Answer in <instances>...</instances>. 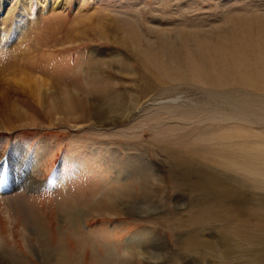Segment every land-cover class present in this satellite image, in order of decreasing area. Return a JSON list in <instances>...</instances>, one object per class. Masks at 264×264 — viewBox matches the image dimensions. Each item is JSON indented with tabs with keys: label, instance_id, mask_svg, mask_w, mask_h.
<instances>
[{
	"label": "rangeland",
	"instance_id": "rangeland-1",
	"mask_svg": "<svg viewBox=\"0 0 264 264\" xmlns=\"http://www.w3.org/2000/svg\"><path fill=\"white\" fill-rule=\"evenodd\" d=\"M20 7L34 20L23 47L52 59L25 66L32 75L112 115L137 106L113 124L53 125L24 84L2 78L10 260L264 264V0H0V20ZM17 36L1 37L10 47ZM40 146L25 183L19 165Z\"/></svg>",
	"mask_w": 264,
	"mask_h": 264
},
{
	"label": "bare ground",
	"instance_id": "bare-ground-1",
	"mask_svg": "<svg viewBox=\"0 0 264 264\" xmlns=\"http://www.w3.org/2000/svg\"><path fill=\"white\" fill-rule=\"evenodd\" d=\"M25 12H26V8L21 9L20 7V9L17 10L11 17L10 16L9 17L7 16L5 18L3 17L2 21L0 20L4 24H6V30H2L3 28H0V32H1L0 33V59L2 60L4 57L8 63L11 61L10 62L11 64H8V67H9L8 69H5L4 65H2L3 63L0 65V85H1V82L5 81V79L2 80V78H5L7 76H9V80H12L13 78H15L17 81L21 82V84H24V86L32 92L34 99L38 102V104L42 106L44 113L46 114L47 118L50 120L51 124L53 125H55V122H54L55 120H58L59 123H62L65 125L69 124V126L72 124L73 126H76L78 122H86V121L89 123L91 122V123L100 124V125L113 124V123L118 122L117 120H119V116H122L125 119L126 117H129L128 115H131V113L136 110L137 104L133 102L129 106L131 108H129L128 110H124L122 114L112 115L114 112H112L110 109L103 108L97 104H93L92 102H90V100H88L87 97H85L79 91L73 90L70 87H65V86L62 87L60 86V83L58 81L54 84H51V81H49L46 78L43 79L35 75H32V72H30L25 66L29 67L30 70L32 69L33 71L34 70L41 71L40 67H37L35 65L34 59H38V61L39 60L42 61V58L43 60H46V61H51L52 59H48V58L45 59V57H42L41 55L43 52L38 53L39 50H37V47L34 44L33 45L26 44V46L23 47L24 46L23 44L26 43L25 41L27 40L29 33L32 29V28H29L30 25L27 22L31 24L32 21H34L32 19L28 21V19L30 18H28L29 16L26 17ZM12 26L14 27L15 34L18 35L17 38L19 39V41L15 45H12V43L8 42L11 45L10 47H7V44H6L7 41L2 39L1 36L2 34H6L8 32V27L12 28ZM146 54L148 57L149 56L148 53ZM40 57L42 58L39 59ZM150 57H151L150 59L153 60L152 54H150ZM30 60L32 61L31 64L27 65L26 63H24V62L28 63ZM42 71L44 72L45 70H42ZM201 71L202 70H200V72ZM47 72L48 71H46V74ZM129 72L130 73L127 72V75L131 76L132 78L136 76L135 74L132 73V71L129 70ZM123 74L125 75V73ZM173 75H176V70ZM8 108L9 110H12V111L16 109L14 105L8 106ZM17 113L20 115L19 112ZM22 115L24 116L23 113ZM43 152H44V149L41 146L36 148V150L33 152V156L30 159L31 161L30 169H27V164H25V162L19 165V168H20V169L18 168L19 177L22 178V180H24L25 183L27 182V180H29V178L34 179L33 177L34 175L32 176V174L33 172H36L38 170L39 168L37 166L38 159L42 155ZM22 169L28 170V171L27 172L25 171L23 173ZM14 182H12L13 185L16 184ZM30 185L31 186L35 185V187L37 188L40 186L31 181H30ZM17 187L18 186H16V189L19 190V188ZM37 188H35V190ZM32 215H34V213ZM46 252L50 254L48 250ZM46 252L44 254H46ZM65 257H66L65 253L59 254V255H55L53 253V254H50V258L46 260L48 264H70V262H68ZM0 264H15V261L13 262L12 260H10V258L5 254L3 247H0Z\"/></svg>",
	"mask_w": 264,
	"mask_h": 264
}]
</instances>
